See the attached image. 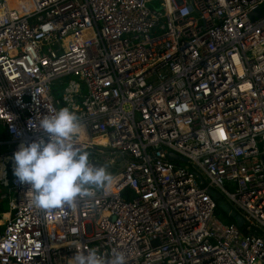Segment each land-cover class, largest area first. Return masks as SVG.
<instances>
[{"label":"built area","instance_id":"built-area-1","mask_svg":"<svg viewBox=\"0 0 264 264\" xmlns=\"http://www.w3.org/2000/svg\"><path fill=\"white\" fill-rule=\"evenodd\" d=\"M62 108L89 159L122 168L110 190L43 210L12 157L46 140L37 125ZM0 125L14 146L0 169V264H73L90 250L264 264V0H0ZM210 191L242 227L215 215Z\"/></svg>","mask_w":264,"mask_h":264},{"label":"clouds","instance_id":"clouds-1","mask_svg":"<svg viewBox=\"0 0 264 264\" xmlns=\"http://www.w3.org/2000/svg\"><path fill=\"white\" fill-rule=\"evenodd\" d=\"M37 128L47 135L13 153V175L29 186L36 208L47 210L95 196V190L111 189L115 178L103 165H95L89 152L74 142L80 131L77 116L68 108L44 116ZM73 264H127L124 254L114 250L106 262L96 251L74 253Z\"/></svg>","mask_w":264,"mask_h":264},{"label":"rangeland","instance_id":"rangeland-1","mask_svg":"<svg viewBox=\"0 0 264 264\" xmlns=\"http://www.w3.org/2000/svg\"><path fill=\"white\" fill-rule=\"evenodd\" d=\"M66 86V83H56L54 85V88L57 89V91L59 92V94L57 95L58 97H60L61 92L63 90V88ZM82 90L84 91V87H82ZM5 139V129L0 125V141ZM97 143L101 144V145H105V143H107L106 139L103 137H100L98 140H96ZM14 146L12 145H8V144H0V156L3 157V155H5L6 153H8L10 150L13 149ZM89 158H91L92 153L91 152H95V150H89ZM111 151L110 150H104V154H109ZM8 155V154H7ZM95 156H97L95 154ZM98 157V156H97ZM105 167L106 170L111 174L114 175L115 173L119 172L122 168V163H111L109 161L105 162ZM10 178V176H9ZM7 189H5L4 187L0 186V194L1 193H6ZM213 197H216V202H217V206H219V208L224 211L227 212L229 210V207L227 205V203L225 202V200L223 198L220 197V195L216 192L212 193ZM8 201L4 202V207L5 209H8Z\"/></svg>","mask_w":264,"mask_h":264},{"label":"water","instance_id":"water-1","mask_svg":"<svg viewBox=\"0 0 264 264\" xmlns=\"http://www.w3.org/2000/svg\"><path fill=\"white\" fill-rule=\"evenodd\" d=\"M261 15H262V12L259 9H256L253 12L250 13L249 17L251 18V20H254L256 16L260 17ZM168 158L172 159V160H177V161L180 160L181 162H186L185 158L178 157L177 155H175L173 153H169L168 154ZM94 164L97 165V166L100 165V163H96V162ZM212 193H214V191H210L211 195H212ZM214 199H216V197ZM226 214H228L229 217H232L234 219V221H235V223L237 224L238 227H242V225L244 223V220H243V218L240 215H237L235 212H231L230 208L226 212Z\"/></svg>","mask_w":264,"mask_h":264},{"label":"crops","instance_id":"crops-1","mask_svg":"<svg viewBox=\"0 0 264 264\" xmlns=\"http://www.w3.org/2000/svg\"><path fill=\"white\" fill-rule=\"evenodd\" d=\"M7 141V136H6V134H5V139L4 140H1L0 141V144H2L3 142H6ZM6 155L7 154H5V155H3V157H1L0 156V169L2 168V164H3V162H4V158L6 157ZM9 176H11V172H9V174H8ZM0 176H2V173L0 172ZM8 176V177H9ZM5 201H7V200H4V201H2V202H0V223H2L3 222V220L5 219V217H6V214H7V212H9V207H8V209H5V207H4V202ZM8 205V204H7ZM6 213V214H5ZM3 217V218H2ZM1 227V226H0Z\"/></svg>","mask_w":264,"mask_h":264},{"label":"trees","instance_id":"trees-1","mask_svg":"<svg viewBox=\"0 0 264 264\" xmlns=\"http://www.w3.org/2000/svg\"><path fill=\"white\" fill-rule=\"evenodd\" d=\"M215 215L218 218L223 219V221H225L226 223H232L234 222V219L232 217H229L224 211H222L219 206H217V208L215 209ZM2 227H0L1 230Z\"/></svg>","mask_w":264,"mask_h":264},{"label":"bare ground","instance_id":"bare-ground-1","mask_svg":"<svg viewBox=\"0 0 264 264\" xmlns=\"http://www.w3.org/2000/svg\"><path fill=\"white\" fill-rule=\"evenodd\" d=\"M100 137L93 138L92 140L87 138L84 134H81V139L82 140H91L94 143H97L96 140H98Z\"/></svg>","mask_w":264,"mask_h":264}]
</instances>
